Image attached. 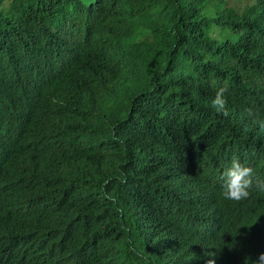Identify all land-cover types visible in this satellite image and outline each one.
I'll use <instances>...</instances> for the list:
<instances>
[{"label":"trees","instance_id":"trees-1","mask_svg":"<svg viewBox=\"0 0 264 264\" xmlns=\"http://www.w3.org/2000/svg\"><path fill=\"white\" fill-rule=\"evenodd\" d=\"M232 159L264 180V0H0V264H251Z\"/></svg>","mask_w":264,"mask_h":264},{"label":"clouds","instance_id":"clouds-1","mask_svg":"<svg viewBox=\"0 0 264 264\" xmlns=\"http://www.w3.org/2000/svg\"><path fill=\"white\" fill-rule=\"evenodd\" d=\"M223 93V88L218 89L211 101L217 113L225 110ZM221 180L220 195L226 200L247 198L249 189L253 186L254 182L257 187L264 189V180L259 179L254 174L252 168L242 165L237 159L230 160L224 167ZM194 239L202 248H211L215 253H220L219 248L212 246V241L207 231L200 232L199 229H196ZM245 264H249L247 257L245 258ZM251 264H264V252L259 253L257 260L251 261Z\"/></svg>","mask_w":264,"mask_h":264}]
</instances>
